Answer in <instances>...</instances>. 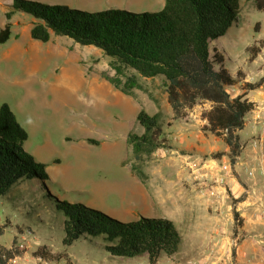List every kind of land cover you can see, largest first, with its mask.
I'll use <instances>...</instances> for the list:
<instances>
[{
    "label": "rangeland",
    "instance_id": "374dc122",
    "mask_svg": "<svg viewBox=\"0 0 264 264\" xmlns=\"http://www.w3.org/2000/svg\"><path fill=\"white\" fill-rule=\"evenodd\" d=\"M11 1L0 0V27L7 21L5 12ZM36 1L64 4L87 11L118 8L143 12L162 7L158 4L160 0ZM240 4L239 24L230 27L224 36L212 42L223 53V66L228 72L234 70L241 56L250 55L242 42L252 41L258 36L260 29L264 33V11L253 8L251 0H240ZM246 10L249 12L244 17ZM31 21L29 14L15 11L10 18V36L0 43V104L7 103L26 129L28 136L23 148L35 160L45 164L49 177L44 181L45 187L40 180H28L21 184L20 187L24 190L18 191L14 198L9 197L10 194L0 196V201L3 202L0 204V218L3 222L8 218L10 222L0 234V242L9 243L16 233V225L24 224L43 242L51 243L52 247L61 250L67 248L79 259L82 258V253L78 249H84L90 251V257L95 258L97 264H114L113 258L109 257L101 245L105 243L102 235L91 237V241H76L68 247L62 245L63 213L56 209L54 197L81 202L122 221L136 220L141 216L170 215L166 201L155 199L149 188L150 181L135 176L139 174L132 169V149L125 139L129 130L142 131L136 120V114L141 108L149 113L161 112L162 127L167 137L165 130L168 129L167 122L171 120V109L162 80L160 77H143L129 68L116 73L111 66L110 56L93 45L79 44L65 35L50 32V37L45 42L32 39L29 35ZM263 59L261 55L256 58V67L250 73L249 82L261 84L264 80ZM127 76H133L140 85L132 87L128 92L130 95L119 92L120 88L112 82L116 78L122 85ZM197 104L203 111L209 102ZM261 118L264 122V109ZM185 120L188 121V118ZM246 128H249V124L244 130ZM194 129L216 141L217 136L204 129L202 123L197 122ZM251 132L256 138L260 135L259 132ZM260 136L263 138L262 152L257 149L256 158L248 163L250 169L231 170L226 174L225 180L231 173L237 177L243 171H252L253 176L263 179L264 131ZM89 139L97 140V143ZM245 144L247 142L242 143L243 146ZM243 153V149L239 148L238 154L233 156L234 161H243ZM219 155V151L211 156L188 154L185 161H178L177 166L182 170H190L185 162L193 159L197 162L198 172L216 173L223 163L218 159ZM226 159L225 162L232 166L230 157ZM164 161V156L155 153L144 162L142 168L168 170L163 166ZM259 163H262L263 170ZM189 175L199 194H203L209 187H224L218 194V199L223 202L221 215L224 219L232 213V205L242 199V194H238L237 189L229 188L225 180L222 185L219 184L212 174L194 177L189 172ZM250 183L242 181L240 185L247 186ZM237 185L239 187V183ZM263 190L264 180L260 191ZM251 205L243 203L236 212L239 214L243 208ZM257 208L264 220V205ZM219 210L216 209L213 213H218ZM239 216L242 224L243 217ZM172 221L177 227L176 220ZM24 233L25 237L32 238L31 234ZM142 256L134 257L133 260L137 262L139 258H145ZM127 259L121 260L126 262ZM85 262L91 263L90 259Z\"/></svg>",
    "mask_w": 264,
    "mask_h": 264
},
{
    "label": "trees",
    "instance_id": "16d2710c",
    "mask_svg": "<svg viewBox=\"0 0 264 264\" xmlns=\"http://www.w3.org/2000/svg\"><path fill=\"white\" fill-rule=\"evenodd\" d=\"M252 4L264 11V0H252ZM15 11L32 17L29 28L32 39L45 42L50 32L65 35L79 44L93 45L110 56L116 73L129 68L143 77H160L171 119H183L195 104L209 102V108L201 113L207 122L204 129L222 137L234 161L233 156L239 151L237 130L243 127L246 113L253 108V102L244 98V93L260 84L244 82L238 85L242 92L231 93L228 89L236 80L224 68L223 53L212 42L238 24L240 0H164L160 9L143 12L118 8L87 11L64 4L12 0L5 12L7 21L0 27V43L10 36V18ZM261 45L264 38L258 45L247 48L252 58ZM112 82L125 93L140 86L133 76H127L122 85L116 78ZM136 120L142 131L129 130L126 141L132 149V169L137 171L157 148H170L171 144L164 135L161 112L149 113L141 108ZM27 136L9 105L1 103L0 196L10 194L9 197L14 198L18 191L24 190L21 184L28 180H40L45 187L44 181L49 177L45 164L23 148ZM89 141L97 143L94 139ZM54 199L56 209L63 213V246L91 241V237L102 235L105 243L101 245L109 257L143 255L154 264L160 256L174 254L180 244V233L167 217L141 216L122 221L81 202ZM233 218L235 225H241L236 211ZM9 224L7 219L0 224V234ZM16 229L19 233L35 234L28 225H16ZM15 243L13 239L10 247L0 244V264H9V260L21 252ZM50 249V245L40 244L34 254L48 261L66 257L64 250L52 252Z\"/></svg>",
    "mask_w": 264,
    "mask_h": 264
},
{
    "label": "crops",
    "instance_id": "0c3cea01",
    "mask_svg": "<svg viewBox=\"0 0 264 264\" xmlns=\"http://www.w3.org/2000/svg\"><path fill=\"white\" fill-rule=\"evenodd\" d=\"M163 3L164 0L158 2L161 6H163ZM251 5L254 8L252 0ZM248 12L249 10H246L244 17L247 16ZM240 21L241 17L238 15V24ZM258 32V36L253 38L252 41L244 40L242 42L246 49L252 44L258 45L259 40L264 38L262 30L260 29ZM16 36L17 34H15ZM263 48L264 45H261L260 50L253 58L251 55L241 56V60L236 62L234 70L229 71L236 80V84L232 86L234 87L233 94H238L243 91L238 85L250 81V73L256 67V58L261 55ZM119 92L130 95L121 90ZM260 93L262 96H260ZM244 98L253 102V108L246 113L243 127L237 130L239 148L243 149L245 158L243 161L235 160L232 162L231 170L234 171L242 169L249 170L248 163L256 158L255 152L258 150L262 152V148L251 145V141L256 138V135L251 130L263 135L264 122H262L261 117L264 109V80L258 88L246 90ZM204 104L202 103V105ZM209 106L210 104L203 109H208ZM198 107H200L199 104H195L187 111V116L183 119L178 118L168 121V129L165 132L171 147L157 148L152 153V155L156 153L157 155L164 156L165 161L163 166L168 170H143V163L140 170L136 171L139 176L135 174L138 179L141 177L142 180L150 181L149 188L154 193L156 200L166 201L165 203L170 214L167 218L176 220L178 224L177 229L181 236L177 251L172 255L160 256L154 264H186L189 260L193 262L192 264H264V246L257 243L264 229V220L261 219L257 208L259 205L252 203L251 206L243 208L239 212V215L243 217L242 224L240 226L235 225L233 212L240 209V205H243L244 200L241 199L237 203H234L232 205V213L228 218L224 219L221 215L223 202L218 199V194L223 189L218 186L214 188L209 187L204 190L203 194L205 196L202 197L201 195L203 194H199L191 183L189 170H182L177 166L178 161H185L184 159L188 154L211 156L213 153L219 151L220 155L218 159L222 162L227 161V157L232 158L230 148L221 136H217L216 142L214 138H206L207 136L205 137L198 130L194 129L197 122L203 125L206 124L201 117V108ZM170 115L172 116V113ZM186 118H188V121L185 120ZM248 124L249 128L244 130ZM246 142L247 144L243 146L242 143ZM259 164L260 169L263 170L262 163ZM239 180L241 182L245 181L246 183L250 181L251 183L248 185L253 186L259 197L263 193L260 191L262 189L263 179L256 178L245 171L241 175L237 174V177L231 173L226 177L225 183L229 188L237 189L238 194H242V198L245 197L246 186L240 185L241 182ZM238 183L239 187L237 185ZM0 204H3V202L0 201ZM216 209H220L221 211L219 210L218 213H213ZM5 219L8 220V218ZM3 223V220L0 218V224ZM24 234V232L19 233L16 229V233L9 243L0 242V244L5 247H10L13 239L17 242ZM233 235L238 236L236 249L230 245V238ZM25 238V247L20 249L21 252L19 254L9 260V264H97V260L90 257V251H85L84 249H78L82 253L81 259L65 248L62 250H64L66 257H61L59 260L54 261L44 260L40 255L34 254V251L38 245L48 243L43 242L35 234L32 235V238L28 236ZM48 245L51 246L50 250L52 252L62 251L55 246L52 247L51 243ZM142 257L145 258H139L137 262L133 258H128L126 262H122V258L113 259L112 261H114V264H150L146 256ZM89 259L91 263H86L85 260Z\"/></svg>",
    "mask_w": 264,
    "mask_h": 264
},
{
    "label": "built area",
    "instance_id": "2783aa9c",
    "mask_svg": "<svg viewBox=\"0 0 264 264\" xmlns=\"http://www.w3.org/2000/svg\"><path fill=\"white\" fill-rule=\"evenodd\" d=\"M261 55L264 58V48L262 49ZM263 61H264V59H263ZM228 90L231 93H234V87L231 86V87H229ZM203 120L205 123H207L204 118H203ZM262 143H263V138L260 135L251 141V145L255 146L257 148H261ZM185 165L190 169L189 172H190V174H193L194 177H196L198 175H200V176L203 175V176L207 177L208 174H212V176L213 175L215 176L216 182H218L221 185L224 183L226 174L231 172V165L227 162H223L219 167L220 170L216 173H213L212 171L203 172V173L198 172L199 170H196L197 169V162H195V160H193V159L186 160ZM261 173H262V177L264 180V172H261ZM248 174L251 175L252 171H248ZM222 189H224V187ZM242 200H244V203H246V204L256 203L259 206H262V205H264V190H263V193L261 194V196L259 197L257 195L256 191L254 190L253 186L247 185L246 190H245V197H243ZM25 242H26L25 235H22V237L16 243V246L19 249H22L25 246ZM257 243L264 246V229L262 231V235L258 238ZM230 245L232 247H234V249H236V247L238 245V236L237 235H233L230 238ZM192 263L193 262L191 260H189V261H187L186 264H192Z\"/></svg>",
    "mask_w": 264,
    "mask_h": 264
}]
</instances>
